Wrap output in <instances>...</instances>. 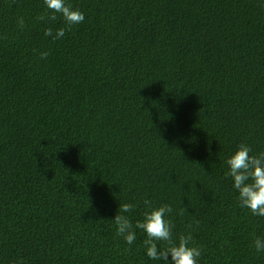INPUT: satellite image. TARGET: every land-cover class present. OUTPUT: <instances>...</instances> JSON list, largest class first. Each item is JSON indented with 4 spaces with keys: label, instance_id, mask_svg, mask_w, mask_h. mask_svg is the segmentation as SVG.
Wrapping results in <instances>:
<instances>
[{
    "label": "trees",
    "instance_id": "1",
    "mask_svg": "<svg viewBox=\"0 0 264 264\" xmlns=\"http://www.w3.org/2000/svg\"><path fill=\"white\" fill-rule=\"evenodd\" d=\"M66 3L53 40L43 0H0V264H164L117 235L146 199L198 264H264L225 163L264 152V0Z\"/></svg>",
    "mask_w": 264,
    "mask_h": 264
},
{
    "label": "clouds",
    "instance_id": "2",
    "mask_svg": "<svg viewBox=\"0 0 264 264\" xmlns=\"http://www.w3.org/2000/svg\"><path fill=\"white\" fill-rule=\"evenodd\" d=\"M43 2L46 13H42L37 19L52 22L57 20L58 14L66 25L56 29L55 33L51 27L44 30V35L53 40L63 38L66 30L85 20L84 13L66 3V0H43ZM17 25L23 30L26 27L25 19L18 17ZM39 55L41 59H46L49 52L41 51ZM251 153L252 148L248 144H239L225 161L228 168L226 175L232 178L240 206L247 208L254 216L264 217V152ZM144 204L146 210L143 213V219L137 220L135 226L125 215L134 209V205L124 203L119 206V214H116L113 219L117 235L131 245L136 240L134 228L140 229L146 235L143 247L150 259L163 261L164 264H198L202 248L190 244L192 236L181 235L178 241L173 239L174 225L166 219V216L172 213V207L170 205L154 207L148 199L144 201ZM158 242H163L164 247H159ZM252 245L258 253L264 252V238H254Z\"/></svg>",
    "mask_w": 264,
    "mask_h": 264
}]
</instances>
